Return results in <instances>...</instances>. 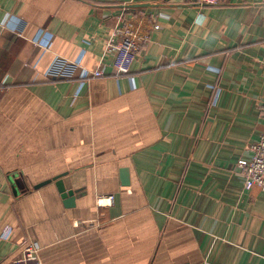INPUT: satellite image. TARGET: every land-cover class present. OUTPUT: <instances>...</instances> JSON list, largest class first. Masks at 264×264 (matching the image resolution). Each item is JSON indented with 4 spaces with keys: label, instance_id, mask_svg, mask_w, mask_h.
<instances>
[{
    "label": "crops",
    "instance_id": "obj_1",
    "mask_svg": "<svg viewBox=\"0 0 264 264\" xmlns=\"http://www.w3.org/2000/svg\"><path fill=\"white\" fill-rule=\"evenodd\" d=\"M130 18V73L81 78ZM262 132L264 0H0V264H264Z\"/></svg>",
    "mask_w": 264,
    "mask_h": 264
},
{
    "label": "built area",
    "instance_id": "obj_2",
    "mask_svg": "<svg viewBox=\"0 0 264 264\" xmlns=\"http://www.w3.org/2000/svg\"><path fill=\"white\" fill-rule=\"evenodd\" d=\"M222 0H198L200 4H218ZM153 28L142 26L132 18L119 22L114 28L113 37L109 40L101 62L94 68H83L81 78L93 79L105 75L106 58L111 57L110 64L116 75L128 74L136 59L140 47L149 41ZM80 65L75 62V66ZM252 155L239 159L234 168L244 175L245 189L259 187L264 192V132L259 140L251 146ZM110 202L113 196L108 197ZM40 247L35 243H29L22 255L14 261V264H41L39 256Z\"/></svg>",
    "mask_w": 264,
    "mask_h": 264
},
{
    "label": "water",
    "instance_id": "obj_3",
    "mask_svg": "<svg viewBox=\"0 0 264 264\" xmlns=\"http://www.w3.org/2000/svg\"><path fill=\"white\" fill-rule=\"evenodd\" d=\"M122 174H123V182L124 184H129L128 181V170L127 169H123L122 170ZM56 181V184L60 190V192H62L63 197L65 198V203L66 204H70L71 202H73V200L75 199V191L73 190H68L64 184V181L62 179V175H59L57 177L53 178Z\"/></svg>",
    "mask_w": 264,
    "mask_h": 264
},
{
    "label": "trees",
    "instance_id": "obj_4",
    "mask_svg": "<svg viewBox=\"0 0 264 264\" xmlns=\"http://www.w3.org/2000/svg\"><path fill=\"white\" fill-rule=\"evenodd\" d=\"M130 73V72H129Z\"/></svg>",
    "mask_w": 264,
    "mask_h": 264
}]
</instances>
